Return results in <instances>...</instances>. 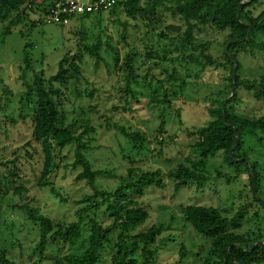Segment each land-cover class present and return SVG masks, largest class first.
I'll return each instance as SVG.
<instances>
[{
  "label": "rangeland",
  "instance_id": "374dc122",
  "mask_svg": "<svg viewBox=\"0 0 264 264\" xmlns=\"http://www.w3.org/2000/svg\"><path fill=\"white\" fill-rule=\"evenodd\" d=\"M33 1L35 6L27 2L26 16L18 21L13 19L15 11L7 17L0 16V249L7 250L12 264H34L37 259L34 248L38 228L29 211L34 210L49 218L54 226L59 224L63 228L74 221L82 207L80 202L90 192L85 180L76 179L80 169L71 167L74 160L71 146L63 151L60 169L51 179L53 184L38 185L43 157L39 145L31 139V114L28 106H24L36 100V78H42L47 86L66 55L76 58L81 71L78 79H71L61 87L57 102L66 121L74 122L77 133L84 132L89 135L87 140H93L87 141L90 149L86 151L92 170L109 173L97 177L95 187L113 192L126 176L127 166L137 174L163 173L165 187H139L133 193L140 195L138 201L149 215L134 233L151 225L161 224L166 228L155 245L159 248L155 264H201L196 256L202 253L204 240L183 222L180 206L216 207L231 218L249 202L252 204L249 214L244 215L236 231L245 234L257 229L262 211L257 202H251L248 174L239 176L246 170L242 164L228 165L223 154L217 153L209 159L210 180L201 190L192 184L174 194V185L168 178L179 167H190L187 160H197L194 150L197 129L206 126L212 119L210 108L227 96L229 67L223 58L227 32L192 23L193 40L182 48L178 40L186 35L187 25L172 15L169 0L163 3L165 9L158 7V20L131 19L119 8L114 15L73 18L67 27L47 24L43 11L35 9L37 5L45 7L47 1ZM98 38L102 43L98 51L102 59L96 65L89 52L97 45ZM115 52L119 66L128 53L134 55L135 82L131 84L133 93L127 96L119 95L118 79L122 77L115 78ZM206 55L225 65L208 66ZM243 61L241 78L254 80L264 74L259 68L261 56L257 52ZM169 76L184 80L185 91L180 92V81L173 82ZM28 86L33 89L30 95H27ZM90 93L92 98L88 97ZM237 93L235 113L249 118L264 114V102L256 101L243 90ZM80 109L84 111L80 117L83 122L88 120L93 132L85 131L86 127L78 123ZM161 119L165 120L163 133L158 131ZM121 126L130 132H141L146 139L137 163L122 161L119 148L127 144L120 135ZM242 138L244 146L237 154L257 162L254 169L261 177L257 195L264 200V146L249 134ZM129 152L136 160L133 149ZM161 241H164L162 245ZM181 249L186 254L184 259ZM66 253L62 239L50 237L42 251L41 264H53L52 260ZM180 260L183 261L178 263ZM104 264H109L108 259Z\"/></svg>",
  "mask_w": 264,
  "mask_h": 264
},
{
  "label": "trees",
  "instance_id": "16d2710c",
  "mask_svg": "<svg viewBox=\"0 0 264 264\" xmlns=\"http://www.w3.org/2000/svg\"><path fill=\"white\" fill-rule=\"evenodd\" d=\"M45 1L48 2V0L43 2ZM152 1L151 3L150 0L144 2L142 0H117L115 7L106 14L114 15L120 8L131 19L151 20L153 18L158 20L157 9L159 6L164 8L165 0ZM27 2L29 5L34 4L33 0H0V16L7 17L10 12L15 11L13 19L18 21L24 18ZM168 2L172 6L170 8L172 15L177 16L187 25L186 35L178 40L182 48L193 40L192 23L209 26L219 32H227L223 58L229 67L227 96L210 108L212 119L206 126L197 129L198 140L194 145L197 160H187L190 167L181 166L168 175L174 185L173 193L177 194L181 189L192 186V184H195L197 190H201L211 174L208 162L217 153H222L228 165L242 164L245 166L246 170L240 172L239 176L248 174V186L252 194L251 202H257L260 205L262 211L260 218L264 222V200L258 199L257 195L258 182L261 179L254 169L257 162L251 161L245 155L237 154L244 146L242 137L245 134H249L256 142L264 146V114L257 118H249L235 113L238 90L249 93L256 101L264 102V74L254 80L240 77L244 58L253 57L255 52L261 56L259 68L264 70V0H169ZM36 7L40 12H46L47 5L42 8L40 5ZM95 15H101V13ZM101 46V40L98 38L97 45L89 52L96 59V65L102 59L98 53ZM206 47L202 46L203 49ZM133 56L128 53L119 66V56L115 52V78L119 75L122 77L118 79L121 89L120 96L133 93L131 86L132 82H135ZM75 59L69 55L63 57L59 62L57 74L48 80L47 86L42 78L37 77L35 80L36 100L33 104L24 105L28 106L27 109L31 114V139L39 145L43 157L38 185L46 187L53 184L51 179L55 178L60 169L63 151L71 146L74 151L71 167L80 169L76 179L85 180L90 188V192L80 202L82 207L77 210L74 221L63 228L59 224L54 226L49 218L34 210L29 211V216L38 228V242L34 248V257L37 259L34 264H41L44 261L42 251L50 237L62 239L67 246L66 255L52 260L53 264H104L105 259H108L109 264H155L159 249L155 245L158 237L166 228L161 224L151 225L134 233L135 229L149 218V215L146 207L138 201L141 199L140 195L133 193L139 187H165L163 173L156 171L137 174L133 168L127 166L126 176L122 178L113 192H103L95 187L97 177L109 173L92 170L86 157V151L90 149L87 141L93 140H87L89 135L84 132L77 133L78 129L74 122L66 121L57 102L62 93L61 87L71 79H78L81 68ZM205 59L210 67L225 65L209 55H206ZM65 65H68V69ZM234 69L235 76L233 75ZM169 80L180 81L179 91H185L184 80H176L171 76ZM31 92L33 89L28 86L27 95ZM172 95L165 94L168 97ZM88 97L93 96L90 93ZM125 104L129 105L128 99H125ZM123 110L126 108L124 107ZM79 112L78 123L84 125V129L86 127L85 131L89 129V132H93V127L88 120L83 122L80 117L84 111L80 109ZM164 123L165 120L161 119L158 128L160 133H163ZM119 131L127 144V146L120 145L119 148L120 154L123 155L122 161L137 163L139 152L146 142L145 137L141 132H130L122 126L119 127ZM29 144L30 142L27 145ZM130 149H133L136 160L130 156ZM231 151L233 153L230 156ZM217 175L220 174L217 173ZM246 203L242 205V208L237 209V213L231 218L224 216L222 211L216 207L196 204L179 207L186 226L204 240L202 253L196 256L201 264H264L262 221L258 220V228L254 231L245 234H239L236 231L244 215L249 214L248 210L252 206L251 203ZM256 215L257 213L254 216ZM163 243L164 241H161L160 245ZM183 249L180 252L182 259L186 255ZM8 255L7 250L0 249V264H12ZM181 261L183 260L178 263Z\"/></svg>",
  "mask_w": 264,
  "mask_h": 264
},
{
  "label": "built area",
  "instance_id": "2783aa9c",
  "mask_svg": "<svg viewBox=\"0 0 264 264\" xmlns=\"http://www.w3.org/2000/svg\"><path fill=\"white\" fill-rule=\"evenodd\" d=\"M117 0H48L44 21L67 27L76 17L106 14L112 10Z\"/></svg>",
  "mask_w": 264,
  "mask_h": 264
},
{
  "label": "water",
  "instance_id": "95a60500",
  "mask_svg": "<svg viewBox=\"0 0 264 264\" xmlns=\"http://www.w3.org/2000/svg\"><path fill=\"white\" fill-rule=\"evenodd\" d=\"M233 75L235 76V69L233 70ZM234 83H235V81H233ZM233 152L231 151L230 152V156H231V154H232ZM251 181H252V185H253V187H254V183H253V174L251 173Z\"/></svg>",
  "mask_w": 264,
  "mask_h": 264
},
{
  "label": "crops",
  "instance_id": "0c3cea01",
  "mask_svg": "<svg viewBox=\"0 0 264 264\" xmlns=\"http://www.w3.org/2000/svg\"><path fill=\"white\" fill-rule=\"evenodd\" d=\"M35 9L38 11V8L37 7Z\"/></svg>",
  "mask_w": 264,
  "mask_h": 264
}]
</instances>
